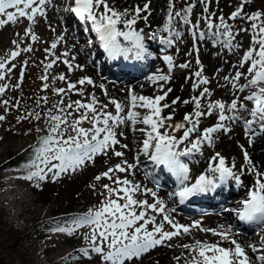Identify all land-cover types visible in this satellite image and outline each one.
<instances>
[{
    "label": "snow or ice",
    "instance_id": "1",
    "mask_svg": "<svg viewBox=\"0 0 264 264\" xmlns=\"http://www.w3.org/2000/svg\"><path fill=\"white\" fill-rule=\"evenodd\" d=\"M181 2L184 6L177 10L176 4ZM216 2L218 3V0ZM150 3L151 0H148L142 8L136 5L134 8L119 11L114 6H110L108 0H74V6L66 8L65 11L73 13L81 21L91 23L92 30L97 34L100 45L109 59L116 60L122 57L125 60L139 61L143 60L146 54L145 35L142 34L143 29L137 30L135 25L141 19L147 25L151 15ZM250 3L251 0H239L236 9L226 20L223 15L217 17L215 12L209 11L212 0H191V2L167 0L163 27H158L156 31L148 34L150 40L158 42L165 49L176 47L186 34L190 35L192 47L187 55L197 54L195 61L197 70L192 73L196 78L192 83V92L196 93L202 85L210 83V80L202 74L203 68L198 58V42L208 40L213 47H222L226 52L235 54L242 48V43L236 42V36L240 32L250 31L249 49L243 51V55L235 64L225 60V63H229L235 70L234 74L220 77L219 73L223 69H217L213 74L223 81L219 85L221 88H228L229 94L233 97L230 102L211 100L213 93L205 86L199 91V95L194 94L190 99L181 101L176 97L171 103L162 104L172 92L171 88L165 90V85L171 82L170 73L174 67L188 69L191 66L190 61L175 65L173 56L165 55L163 61L167 64V73L157 70L148 77L153 84H160L159 93L162 94L136 95L130 90L127 104L114 98H108V104H104L95 93L85 96V85L96 86L91 77L84 76L71 81L67 79L66 74L61 73L52 77V85H55L56 81L66 84V88H52L53 93L60 96V100L44 112L33 109L16 117L18 122L24 120L39 122L43 117L46 125L44 128L35 129L36 132L45 134L39 137V146L34 147L35 158L30 164L25 165L27 175L22 177L23 179L45 181L51 173V179L56 181L62 174H75L89 163L95 164L98 155L108 157L111 152L112 155L120 158L119 163L94 177L97 182L104 178L110 181L109 184L101 186L103 191L100 195L104 198L99 206L90 207L84 214L72 218L66 226L53 229L55 232L69 236H72L77 229L86 226L91 229L82 237L87 242V246L78 249L80 255L73 257L74 260L86 259L92 264H136L144 254L155 247H171L172 245L167 244L168 241L182 234L189 235L191 229L198 228L201 232L210 233L219 239L214 243L196 239L191 244L178 245L188 253L183 256L184 264H264V247L249 245L254 254L253 257H249L245 247L233 237L231 226L220 225L218 229H207L203 228L202 222L199 221H194L191 225L178 223L171 216L176 209H169L156 191L128 179L127 176L121 179L118 175V173H127L134 176L135 170L141 165V157H144L155 168H163L174 177L177 187L169 194V198L178 197L179 203L183 204L190 197L217 189L218 182L222 185L234 181L237 187H241L242 176L246 173L252 174L255 177L253 186L248 187L246 198L240 201V207L225 211L235 212L239 221L260 225L261 230L264 231V172H261L260 166L252 161L247 150L243 149V145L240 147L243 150L246 168L242 167L239 172L234 171L235 164L233 163L231 167L226 166L225 158L216 152L211 157V161L218 163L209 162L206 174H199L195 182L190 184L189 164L183 159L202 154L204 148L212 147L216 134L221 132L228 134L233 130L228 126L229 124L241 125L250 145L253 143L256 131L264 132V23H256L262 19L264 11H254L249 15L245 12V6ZM51 4L52 0H0V29L9 23L16 24L19 18H26L29 27L25 29L24 36H30L31 41L36 42L39 37L33 32L31 25L36 23L38 16L46 17L45 6ZM101 6H103L102 12ZM198 6L199 19L193 22L191 17ZM142 13L146 15L142 16ZM238 18L251 22L250 29L241 26L234 31L233 24L227 21H235ZM201 23L204 24V28H201ZM118 25H123V29ZM16 35L19 36V33ZM120 38L128 42L129 46L122 44ZM63 40L64 36H59L57 41L45 49L47 54L45 60H48L49 56H54V59L47 63L40 62L44 67V75L39 77L44 82L41 91L49 89L50 85L47 82L49 70L58 61L67 67L69 73L76 69L83 71L82 65L73 63L75 56L69 59L68 51L55 56L53 50ZM12 44L15 50L7 57H0V81H3L5 75L10 74L16 67L11 63L12 61H15L22 52L33 51L31 44L24 48H20V42L17 40H13ZM61 57H64L62 61ZM10 63L11 67H7ZM23 64L26 66L28 61H24ZM23 78L24 67L21 68L15 88L20 87ZM242 78L246 81L243 84L239 83ZM8 87L7 84H0V97L4 96ZM99 87L107 97L108 93L104 85L101 84ZM69 94L79 95L81 99L73 101L69 97L65 103V97ZM41 101L46 105L48 97L36 98L37 107L41 106ZM178 103L185 106L192 104L193 109L182 116L181 122L173 123L175 119L173 106ZM19 104V100L15 104L7 99L0 100V105L5 107V111L10 107L18 108ZM109 104L114 106V113L108 111ZM140 108L147 110L142 116L136 111ZM168 108H173V112L167 116L162 115L164 109ZM213 115L217 117L214 123L201 130V118H209ZM5 119L4 115H0V121ZM85 122L91 127H84ZM137 124L145 127L137 128ZM125 127L134 133L144 134L136 149L133 162H129L125 157V151L116 150L119 146L121 149L131 151L128 144L121 143L122 138H127L123 130ZM178 132H182L179 137L176 135ZM151 175L152 172L145 169V178ZM91 187L95 191L96 185L93 184ZM138 194L150 195L153 202L136 198ZM157 216L162 217L161 222H157ZM165 224L172 230H165ZM261 240L264 243V236ZM225 242L231 247L222 246ZM181 258V256L175 257L177 261Z\"/></svg>",
    "mask_w": 264,
    "mask_h": 264
},
{
    "label": "rangeland",
    "instance_id": "2",
    "mask_svg": "<svg viewBox=\"0 0 264 264\" xmlns=\"http://www.w3.org/2000/svg\"><path fill=\"white\" fill-rule=\"evenodd\" d=\"M61 1L62 2L60 4H58L57 1H54V8L60 12L71 14V12L65 11V9L71 7L70 5L74 3V0ZM146 2H148V0H127L126 4H124V9H131L136 5H139L142 8ZM189 2H191V0H189ZM238 3L239 0H218V3L216 2V0H212L209 11L215 12L217 17L223 15L227 20L229 15L236 9ZM183 6L184 5L182 2L177 3L176 9L179 10ZM245 8V12H247L249 15L254 11H264V0H251V3L246 5ZM150 9L151 15L148 19V27L145 28L146 24L142 19L138 20L137 24L135 25V28L137 30L143 29V32L147 36L149 33L156 31L158 27H163V22L166 18L165 14L167 9V0H151ZM141 15H146V13H142ZM51 16L52 13L48 10L46 11V17L41 18L38 16L36 18V23L31 25L33 32L39 37V40L36 42H32L30 36H24L25 29L29 27V21L26 18H19L16 24L9 23L8 25L0 29V57H7L11 51L15 50V46L12 44L13 40H17L20 42V48L27 47L29 44H31L33 48L32 52H22L15 61H12L11 63H14L16 67L10 74L5 75V79L3 81H0V84L9 85V87L5 91L4 96L0 97V100L7 99L10 100L12 104H15L17 100L20 101L18 108L10 107L7 111H5V107L3 105H0V115H4L6 117L4 121H0V264H92V262L84 259H73V257H78V255H80L78 251L80 247L87 246V242H85L82 237L91 231L89 227L86 226L84 228L77 229L72 236L55 232L53 231V229L58 226H66L72 218L76 217L77 215H73L71 218H63L64 216H62V214L64 215V213L68 211L79 209V205L84 211L82 212V214H84L90 207L99 206L100 201L104 198L100 195V193L103 191L101 186L103 184H109L110 181L104 178L101 179V181L97 182L95 181L94 177L106 171L108 167H112L120 161V158L115 157L111 153L109 156L110 159L108 157L103 164H100L99 167L90 166L89 169H85L83 170L84 172L78 174H62L56 181H53L51 179V173L48 174V177H46L45 181H38L37 179L29 181L23 179L22 177L27 175V171H24L20 168L11 167L9 164L10 155L20 152L32 145L36 147L39 141V137L45 134L44 132L38 133L35 130L37 127H46L43 117L39 122H36L34 120H24L22 122H18L16 117L26 112L28 110L27 108L29 107L37 109V111L44 112L48 108H51L53 103L60 100V96L55 95L52 88H66V84L64 83L63 85L56 82L55 85H52V77L61 73L66 74L67 79L71 81H76L84 76L91 77L95 81L96 86L93 87L85 85V96L90 93H95L96 96H102V99L101 97H98V99L101 103L104 104H108V98H113L115 97V94L119 93V90L116 87L108 85L111 83L110 72L108 69L104 71L103 58L99 57V55L97 56L98 46L94 49L90 48L88 46V43L90 42L88 41H90L89 39H91V36L81 32L76 33V40L79 44H83L84 51L87 54L86 57L90 62V65L95 68L97 77L92 76L91 74L86 75L84 73H80L79 75H77L80 70L69 73L67 67L62 62L58 61L57 64H55L54 67L49 70L50 75L49 80L47 81L50 85L49 89L46 91H41L44 82L41 81L39 77L44 75V67L40 62L44 61L45 63H47L50 60L54 59V56H49L48 60H45V56L47 55L45 49L49 48L51 43L57 41L54 40V27L51 26V22L50 24H48V19H52ZM61 18L63 19L64 17L61 16ZM62 19L59 22L60 25L64 27L66 26V22H64V20ZM191 19L193 22L199 19V13H197V9L194 10ZM227 22L233 24L234 31L241 26L245 27L247 25L246 28H248V25H251V22L250 24H248L239 18L235 21L228 20ZM256 23H264V16H262V19L260 21H257ZM73 24L74 23H72V25ZM85 28L87 32L90 31L89 26ZM201 28H204V24L202 23ZM17 33H19V36L16 35ZM161 35L166 34L161 33ZM22 37L23 39L21 40ZM250 39V31L245 33L240 32L239 35L236 36V42L242 43V48L238 53L234 54L230 52L231 57L234 58L235 62H237L243 51L250 47ZM151 41L149 42L152 43ZM207 41L208 40H205L202 43L198 42V58L201 61V65L203 68L202 74L210 80V83L208 85H202L201 88L196 91V93L192 92V83L190 85L188 84L189 87L181 95V98L185 100L190 99L194 94L199 95V91H201L202 88L206 86L213 93V95L210 97L211 100H222L226 103L230 102L231 99L226 101L223 99V96L221 94V87L219 85L223 83L222 80L213 75L217 70H214V68H211L209 66L210 57L207 55L205 47L208 43L211 44V42ZM191 47V37L190 35L186 34L183 38V41L178 42L176 47L170 48L171 54L175 55L176 60H178L176 65L181 64V62H191V66L188 69H181L178 66L174 67L175 69L170 73V75L177 72L187 75V73L191 72L192 74L197 70V65L195 62L197 59V54L193 53L192 56L187 55V53L191 50ZM164 50V46L159 44L158 48H155L154 50L156 52L153 53V57H155V59L161 64L162 67L165 66L167 68V64L163 61V57L169 54L165 53ZM65 51V46L61 45L60 43L58 44L57 48L53 50L55 56H59ZM83 55H85V53L82 51V54L80 56ZM63 59L64 57H61V61ZM24 61H28V64L26 66H24L23 64ZM11 63L8 64L7 67H11ZM22 67H24L23 82L19 88H15L14 86L19 80ZM149 72L150 70L148 69L146 74ZM156 72L157 70L151 72L149 76L153 75V73ZM219 76H223L221 72L219 73ZM195 79L196 78H194L193 81ZM123 83L126 82L123 81ZM101 84H103L104 88L107 90V97L103 95V92L99 87V85ZM42 96L48 97V103L45 105L44 102L41 101V106L37 107L36 98ZM69 97L73 101L81 99L79 95L69 94V96L65 97V103H67ZM231 97L232 96H230V98ZM85 102L87 101L85 100ZM202 102L206 103V101ZM189 106H192L193 109L192 104H189ZM108 111L114 113V106L109 104ZM136 111H139L142 115L146 113L144 110H142V108L136 109ZM186 112L190 111H180L179 113L181 114L178 115L179 118L175 119L173 123L181 122L182 116ZM73 118H75V115L73 116ZM213 122L214 121L203 126H209ZM238 125L239 124H237V126ZM83 126L86 128L91 127V125H89L87 122H85ZM237 126L236 124L230 125L233 130ZM239 126L243 129L241 125ZM204 127H200L201 130ZM126 134L128 136H131L133 132L129 128H127ZM176 134L179 135L180 132ZM263 134L264 132L256 131L254 136L260 137L261 135L263 136ZM192 138L194 139L195 136H193ZM227 138L229 143L234 146V158L233 160L228 161L230 164H228V166L231 167L234 163L235 167L240 166L241 168H246L243 160V150L241 149L240 144L237 143L234 134L227 135ZM130 141L128 142L126 138L124 144L129 145ZM139 141L141 142L142 140L139 139ZM135 142L140 144L138 141ZM226 149V144H216L214 141V145L212 147H206L203 149V154L190 156V164L193 160H197V162L199 163L200 160H204L202 165H200V169L196 168L195 166L194 168L193 164L191 165V174H193L194 176H197L199 174H206L207 164L209 162L218 163V161H211V157L214 156L216 152H219L223 157L226 156ZM116 150L126 151L125 149L119 148V146L116 147ZM197 156L199 158H197ZM260 161L262 162L261 166L264 167L263 159H261ZM141 162H143L145 167H148L150 163L146 161L145 158ZM147 170L151 172L152 167H148ZM260 171L264 172V169H261ZM118 175L121 179H123L125 176H128L127 173H118ZM77 182H81V184L78 187H73L75 184H77ZM151 182L152 185L156 188L160 185L158 184V179L156 178L152 179ZM37 184H39V187H37ZM93 184L96 185L95 191L91 187V185ZM232 186L234 188L233 190L235 191H233L226 200L231 201L227 203V205H225L226 207L224 206L222 208L223 210L221 209L220 212L223 214L227 213L228 215L233 216L231 217V219H233L231 222H229V226L232 227L233 231L237 230V234L241 235L242 232L240 230V227H237L235 225V222L238 221V217L236 216L235 212H226L225 209H233V205H235L236 203L240 205L239 202L246 198V194L244 195L240 190L238 191V187H236L235 185ZM168 190L169 193H171L170 189ZM75 202L77 203V206L73 207L72 205ZM171 208H175L177 212L180 210L179 207H177L175 198H173V206ZM217 211L218 210L210 209H204L201 212L194 211L190 213L181 211V213L184 212L183 214L201 216L200 218H193L181 224L191 225L194 221H199L202 222L201 226L203 228L218 229L213 224V219H211L210 217L203 218L204 216H212V214L216 213ZM21 213H24L25 215L20 217ZM161 220L162 217L158 216L157 222H161ZM149 228L151 229V226H149ZM251 229L252 230L250 231L254 239L252 240L250 245L255 244L259 247H264V243H262L261 240L262 236H264V231L261 230V226L255 225ZM165 230L172 229L170 228V226L165 224ZM261 232H263V234H261ZM211 236L214 237L210 233H204L201 232L198 228H193L191 229V233L189 235L182 234L173 238L171 241H168L167 244L172 245L171 247L158 246L150 250L148 253L144 254L142 258L136 262V264H155L153 262L154 259H158V257L162 258L163 254L169 253L172 250L176 251H174L175 253L173 259L168 262V264H184L183 256L188 255V253L187 250L179 247L178 245L191 244L196 239H199L201 241H209ZM222 246L231 247V245L227 242ZM251 254L254 255L252 251ZM177 256H181L182 258L177 261L175 259V257Z\"/></svg>",
    "mask_w": 264,
    "mask_h": 264
},
{
    "label": "bare ground",
    "instance_id": "3",
    "mask_svg": "<svg viewBox=\"0 0 264 264\" xmlns=\"http://www.w3.org/2000/svg\"><path fill=\"white\" fill-rule=\"evenodd\" d=\"M54 1H57L58 4H60L62 2L61 0H52V4L45 6V9H44L45 12L49 10L52 13V16H51L52 19H48L49 20L48 24H50V22H51V26L54 27V33H55L54 34V40H58L59 36H64V40L61 41L60 44L64 45L66 51H68L70 53L69 58H71V56H75L76 59L73 62L74 64H79V65L83 66V71H80L79 73L75 72V73H77V75H79L80 73H84L86 75L91 74L92 76L97 77V72L95 71V68L92 65H90V62L88 61V59L86 57L87 54L84 51L83 44L82 43L79 44L76 40V36H77L76 33H80V32L82 33V30L79 26L77 27V26L72 25V23L77 22L75 16L73 14H70V13L66 14L65 12H60L57 9H55L53 6ZM126 2H127V0H108L109 5L114 6L119 11L124 10V4H126ZM100 11L101 12L103 11V6H101ZM61 16L64 18L62 19ZM61 19L64 20V22H66V26L63 27L60 25L59 21H61ZM244 22H246V21H244ZM246 23L250 24V22H246ZM60 26H61V28H60ZM250 26L248 25L249 29H250ZM118 27L123 29V25H118ZM149 41H151L149 38H147L144 41L146 54H145V57L143 60H139V61L134 60V59L125 60L122 57L117 58L116 60H112V59H109L107 57V59L105 60L104 71H106L108 69L110 72V78H111V83L108 85L114 86L119 90V93L115 94L114 95L115 97H113L116 100L124 102L125 104H127L128 103L127 93L130 90H132L134 92V94H136V95L152 96L154 94H162V93H159L160 84L159 83L153 84L151 81L148 80V77H149V74L155 70H160L161 73H166L167 68L165 66L162 67L161 64L155 59V57H153V53L156 52L154 50H155V48H158L159 43L155 42V41H151L152 43H150ZM121 43L124 44L125 46H129L128 42L123 41V39H121ZM250 43H251V39H250ZM250 43H249V46H250ZM205 48H206L207 55L210 57L209 66L211 68H214V70L223 69V71H221L222 75L234 74L235 70L231 68L229 63H225V60L230 61L231 64L236 63L234 58L231 57L230 52H226L225 49H223L221 47L213 48L211 46V44H209V43L206 45ZM247 49H249V48H247ZM170 50L171 49H165L164 52L173 56L174 64L176 65L178 60H176L175 55L171 54ZM82 51L85 53V55H83L84 57L80 56L82 54ZM98 52H99V54L100 53L105 54V52L101 48H99ZM240 53H242V52H240ZM242 55H243V53L241 54V56ZM161 63H162V61H161ZM247 66L248 65H246V67ZM147 68H149L150 72L146 74ZM76 70H79V69H76ZM76 70H74V71H76ZM188 74H190V75H188ZM186 77H190V78L186 80L185 79ZM220 77H222V76H220ZM194 78L195 77L192 76L191 72L187 73V75H184V74L178 73V72L173 73L171 75V82L168 83L167 85H165V90L167 88H171L172 92L169 94L167 100L163 101L162 104L163 103H171V101L173 99H175L176 97H179L180 100H183L181 98V95L187 90L189 85L191 83H193ZM123 81H125L126 83H123ZM56 82L64 85V83H62L60 81H56ZM245 82L246 81L243 80V78H242L239 83L243 84ZM221 94L223 96V99L226 101L233 98V97L230 98L231 95L229 94L227 87L221 88ZM237 95H240V94L237 93ZM98 97L99 98L101 97V99H102V96H97V98ZM249 106L251 107L252 105L250 104ZM173 107L175 108V119L179 118L178 115L181 114V113H179L180 111H192V106H189V105L185 106L182 103H178V104L174 105ZM142 110H144L145 112L147 111L146 109H142ZM126 111H127V109H126ZM172 112H173V108L164 109V111L162 112V115L167 116V115L171 114ZM141 116H142V114H141ZM216 119H217V117L215 115H213L212 118L211 117H209V118H203L202 117L200 127L202 128V127H204L203 125L209 124L210 122L215 121ZM230 125H232V124H229L228 126H230ZM236 126H237V124H236ZM136 127L140 128V127H145V126L142 124H137ZM125 128L123 130H124L125 135L127 137V141L129 142L131 140L129 143V148L131 149V151L126 150L125 151V157L128 159L129 162H133V158L135 156L136 149L139 145L135 141H138L140 143L139 139L142 140L144 138V134L140 133V132H135V133L133 132V134L131 136H128L126 134L128 127H125ZM181 134H182V132H180L179 135H177V134L176 135L179 137ZM229 134H232V135L234 134V137H235L237 143H239L240 145H243V148L245 150H247L252 161L255 164L257 163L258 166H260V168H259L260 170L264 169V167L261 166L262 162L260 161L261 159H263V161H264V134H263V136L261 135L260 137L253 136V143L251 145L249 144V140L246 138L245 132L243 131V129L239 125L236 128H234V130L228 134H225L223 132L216 134V138L214 140L215 143L216 144L221 143V144L227 145V149H226L227 155L224 156L227 166L229 164L228 161H231L234 158V153H233L234 146L231 143H229V141L227 140L228 139L227 135H229ZM124 141H125V139L122 138L121 143H124ZM110 154H111V152H109V156H110ZM108 157H105L103 155H98L95 159V164L89 163L87 167H85L84 169H82L80 171H77L76 173L78 174V173L84 172L83 170L89 169L90 166L99 167L100 164L101 163L103 164L104 161ZM197 158H199V157L197 156ZM143 159H144V157H141V161ZM203 162H204V160H200V163L197 162V160L196 161L193 160L192 163L190 164L188 161H186V163H188L189 166H191L193 164V167L195 166L196 168H199V169L201 167L200 165H202ZM213 163H217V162H213ZM148 167H151V163H149ZM148 167H145L143 162H141V165L135 170V175L134 176L128 175L127 176L128 179L134 180L135 182L141 183L143 186H145L147 188H151L154 191H156L158 197L160 199L164 200V202L166 203V205L170 209L173 206V199L169 198L170 193H169V190L167 187L168 184L166 182H164V179H165L164 177H166V179H168V178H170V174L168 172H166V170H164L163 168H158L157 171L159 174L162 175L161 178H163V180H161L162 184H160L159 187L156 188L152 185L151 181H152V179H154L152 176L145 178V169H148ZM152 167L154 169L153 165H152ZM239 169H241L240 166L235 167L234 171L239 172ZM206 171H207V169H206ZM154 177H156V176H154ZM254 179H255V177L252 174L246 173L245 175H243L242 176L243 186L238 187V191L240 190L245 195L247 193L248 187L253 186ZM80 184H81V182H77V184H75L73 187H78ZM218 184H219V182H218ZM232 185H235L234 181H228L222 185L219 184V188L214 192V194L217 197H222V198L226 199L227 195L234 189ZM136 198L147 199L149 201V203L153 202V198L150 195L145 196V195H139L138 194ZM225 199H222L219 201L207 202L204 205H201V204L193 205V202L188 201L184 204L185 206L183 208H185V209H182L179 207L180 212L179 211L177 212V210H176L175 212L171 213V216L176 222L184 223L187 220L201 217V216H197V215L183 214L184 212L190 213V212H194V211H199L198 209L197 210L191 209L192 206H197V207L202 208V209L218 210L214 214L210 213V214H212V216H210V215L204 216L203 218L210 217L211 219H213V224L217 228H219L220 225H224L227 227V226H229V222L232 221L233 218L231 219V217H233V216L228 215L227 213L223 214L220 212L221 209L225 205H227V203H229L231 201V200H228L225 202ZM72 206L73 207L77 206V203L75 202ZM78 207H79V209H77V210L74 209L72 211H68V212L64 213V215L62 214V216H64L63 218H65V217L71 218L73 215H77V216L81 215L82 212H84V211L80 207V205ZM233 207H234L233 209H238L240 207V205L238 203H236L235 205H233ZM181 211H184V212L181 213ZM24 215H25L24 213H21L20 217H22ZM157 218H158V216H157ZM235 225L237 227L243 228V229H240L243 234L242 233H241V235L237 234V230H236V231H233V233H232L233 237L238 242H240L242 244V246L245 247L248 256L253 257L254 255L251 254L249 245L252 242V240L254 239V237H252L250 230H252L251 228L257 224L242 223L238 220L235 222ZM261 234H263V232H261ZM212 239H213V241H212ZM218 239L219 238L216 236H214V237L211 236L209 242H216ZM224 244H226V242ZM174 251H176V250H174ZM174 251L172 250L169 253L163 254L162 258L158 257V259L157 258L154 259L153 262L155 264H168V262H170L173 259V256L175 253ZM84 260H86V259H84Z\"/></svg>",
    "mask_w": 264,
    "mask_h": 264
},
{
    "label": "trees",
    "instance_id": "4",
    "mask_svg": "<svg viewBox=\"0 0 264 264\" xmlns=\"http://www.w3.org/2000/svg\"><path fill=\"white\" fill-rule=\"evenodd\" d=\"M145 27H148V25H146ZM27 109L33 110V108H31V107H29ZM35 110L37 111V109H35ZM38 146H39V144H37L36 147H38ZM34 157H35L34 145H32V146H29V147L23 149L20 152H17V153L10 155L9 164L12 167L20 168V169L26 171L25 165L30 163L31 160L34 159Z\"/></svg>",
    "mask_w": 264,
    "mask_h": 264
},
{
    "label": "water",
    "instance_id": "5",
    "mask_svg": "<svg viewBox=\"0 0 264 264\" xmlns=\"http://www.w3.org/2000/svg\"><path fill=\"white\" fill-rule=\"evenodd\" d=\"M197 13H199V6L197 7Z\"/></svg>",
    "mask_w": 264,
    "mask_h": 264
}]
</instances>
